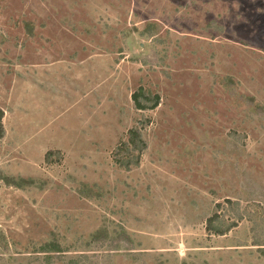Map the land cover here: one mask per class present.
Masks as SVG:
<instances>
[{
    "label": "rangeland",
    "instance_id": "374dc122",
    "mask_svg": "<svg viewBox=\"0 0 264 264\" xmlns=\"http://www.w3.org/2000/svg\"><path fill=\"white\" fill-rule=\"evenodd\" d=\"M0 107V264H264V0H0Z\"/></svg>",
    "mask_w": 264,
    "mask_h": 264
},
{
    "label": "trees",
    "instance_id": "16d2710c",
    "mask_svg": "<svg viewBox=\"0 0 264 264\" xmlns=\"http://www.w3.org/2000/svg\"><path fill=\"white\" fill-rule=\"evenodd\" d=\"M132 99L135 104V108L138 110H153L155 109L161 101V97L158 94H149L145 91L144 88L140 87L137 91L132 94ZM5 116L4 110L0 107V143L5 136V127L3 119ZM150 123V119H146L144 122L140 120L138 124H142L144 127L146 124ZM139 126H134L128 131V140L121 141L114 149L113 158L115 163L126 169L130 170L133 166H138L141 163V157L143 151L147 148V142L145 141L142 128ZM55 152L52 150L48 151L45 155V160L48 163L53 162L51 158ZM12 183V182H11ZM9 183V184H11ZM27 183L24 179H20L18 182H14L18 187H23ZM223 204L220 202L216 204V211L210 216L206 223V231L208 235H224L227 234L233 227L237 226L236 222L232 221L231 223L224 222L221 219L222 214L218 213V210L222 207ZM44 252H59L60 244L56 241L46 244ZM261 254L264 256V247L259 248ZM50 255L47 258H50ZM88 258L85 255L72 259L69 264H88Z\"/></svg>",
    "mask_w": 264,
    "mask_h": 264
}]
</instances>
